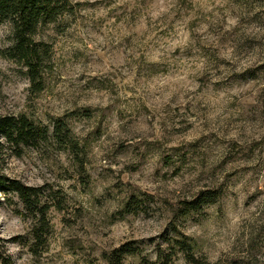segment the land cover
I'll return each mask as SVG.
<instances>
[{"label": "rangeland", "instance_id": "1", "mask_svg": "<svg viewBox=\"0 0 264 264\" xmlns=\"http://www.w3.org/2000/svg\"><path fill=\"white\" fill-rule=\"evenodd\" d=\"M71 2L36 37L52 53L40 92L0 24V116L63 120L81 148H0L1 177L65 203L34 254L29 214L0 191V264H106L129 242L124 264L155 262L174 229L203 264H264V0Z\"/></svg>", "mask_w": 264, "mask_h": 264}, {"label": "trees", "instance_id": "2", "mask_svg": "<svg viewBox=\"0 0 264 264\" xmlns=\"http://www.w3.org/2000/svg\"><path fill=\"white\" fill-rule=\"evenodd\" d=\"M75 16L76 8L71 0H0V24L10 23L14 35V45L5 51V59L27 70L36 92L43 90V69L48 67L52 60L49 45L37 41V35L46 27L58 28L68 24L70 18ZM2 140L5 143H1ZM49 143L80 158L81 148L70 127L63 120L58 119L51 125H43L26 115L0 116L1 150L7 146L16 157L21 158L26 150L38 149ZM0 191L14 193L23 204L29 214L28 218L34 224L32 230L34 243L31 251L38 254L41 248L47 246L50 235L49 212L52 208L63 211L64 201L60 199L49 203L44 199L45 193L42 188L25 186L19 181H11L1 176ZM217 199V195L207 193L203 195V199L189 203L187 210H198L202 206L215 204ZM127 208L126 211H129ZM171 225L175 227V222ZM174 232L177 235L168 240L166 248L161 245L156 247L155 262L142 258L141 264H176L179 255L187 264H203L195 257L194 241L176 229ZM140 253L137 243L129 242L109 255H104L103 259L106 264H124L127 258L138 257Z\"/></svg>", "mask_w": 264, "mask_h": 264}]
</instances>
